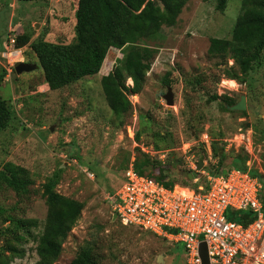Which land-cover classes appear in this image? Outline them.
<instances>
[{
    "label": "rangeland",
    "instance_id": "obj_1",
    "mask_svg": "<svg viewBox=\"0 0 264 264\" xmlns=\"http://www.w3.org/2000/svg\"><path fill=\"white\" fill-rule=\"evenodd\" d=\"M77 2L0 0V96L13 111L0 132V168L13 162L32 178L24 195L0 186V230L8 225L7 215L37 221L21 245L24 256L10 264L37 263L47 210L43 183L53 172L59 173L56 190L84 204L53 264H69L82 246L92 249L96 264H183L182 243L122 225L113 218L111 198L134 154L142 152L156 165L152 174L162 173L174 184L194 185L197 175L204 184L198 161L210 172L223 165L214 145L222 147L224 166L244 155L246 168L264 179V50L245 82L227 78L233 60L209 55L208 46L213 37L231 38L241 0H227L223 11L216 0H186L176 10L153 0L163 14L159 34L144 41L156 49L154 60L141 91L128 94L130 110L116 118L100 78L122 57L121 49L108 50L98 73L50 89L30 47L36 39L73 41ZM25 33L30 40L17 44L15 38ZM17 62L39 67L18 73ZM126 84L131 86V79ZM167 86L171 106L163 98ZM241 94L247 103L242 111L224 110L223 100L214 99L231 96L237 102ZM240 134L249 135V145Z\"/></svg>",
    "mask_w": 264,
    "mask_h": 264
},
{
    "label": "trees",
    "instance_id": "obj_2",
    "mask_svg": "<svg viewBox=\"0 0 264 264\" xmlns=\"http://www.w3.org/2000/svg\"><path fill=\"white\" fill-rule=\"evenodd\" d=\"M153 0H78L75 9V37L69 43H55L44 39H36L30 47L35 53L43 71L44 80L50 89H58L85 76L98 73L110 48L121 49L122 57L112 69L100 78V85L106 102L116 118L122 117L131 108L128 94L141 91L146 74L149 71L154 52L144 41L155 38L163 21V14L154 5ZM170 9L176 10L186 0H159ZM227 0H216L219 11L225 9ZM15 38V37H14ZM16 43L23 45L30 40L28 33L15 38ZM264 50V0H241L240 10L236 17L232 35L227 38H211L208 54L233 60V65L226 68V76L236 79L239 83L246 81V76L253 65L260 59ZM131 79V86L126 84ZM223 100L222 108L235 102L231 96H214ZM13 111L6 99L0 96V132L11 120ZM221 146L214 145L213 153L218 157V170L222 172L225 156ZM133 167L139 174H147L161 181L166 186L174 184L166 180L164 174L153 175L156 165L147 155L135 153ZM246 156L237 155L232 167L247 169ZM151 165L152 170L147 167ZM224 166V167H223ZM222 167V168H221ZM230 167V166H229ZM221 168V169H220ZM261 183L259 197L264 203L263 176L251 171ZM59 173L43 183L42 195L47 207L43 229L37 238L36 264H53L58 258L62 243L68 236L81 210L82 202L65 196L56 190ZM32 178L29 171L13 162H6L0 168V186L12 189L17 195L29 191ZM228 217L240 223L253 219L251 210H234L227 213ZM8 225L0 230V264H10L14 258L24 256L23 242L31 237V229L37 225L33 218L7 215L3 223ZM69 264H96V259L89 246L79 248Z\"/></svg>",
    "mask_w": 264,
    "mask_h": 264
},
{
    "label": "built area",
    "instance_id": "obj_3",
    "mask_svg": "<svg viewBox=\"0 0 264 264\" xmlns=\"http://www.w3.org/2000/svg\"><path fill=\"white\" fill-rule=\"evenodd\" d=\"M238 137L249 145V135ZM133 159L111 198L122 225L182 243L183 264H201V241L206 242L209 264H264L261 183L248 168L228 167L216 174L200 169L204 184L197 175L194 185L166 186L153 176L137 173ZM234 210H251L253 219L245 224L235 221L227 215Z\"/></svg>",
    "mask_w": 264,
    "mask_h": 264
},
{
    "label": "water",
    "instance_id": "obj_4",
    "mask_svg": "<svg viewBox=\"0 0 264 264\" xmlns=\"http://www.w3.org/2000/svg\"><path fill=\"white\" fill-rule=\"evenodd\" d=\"M39 67L37 64H33V63H25V62H17L15 69L16 71L19 72H23V71H30L33 70L35 68ZM163 98L166 101V104L168 106L173 105L174 103V97H173V92H172V88L170 86H167L166 88V93L163 95ZM247 107V103H246V96L244 94H241L239 97V100L234 103L233 105L228 106V108L230 110H245ZM203 166V161H198L197 164V168L201 169V167ZM147 169L149 171L152 170V166L149 165L147 167ZM189 177H192L191 174H189ZM113 218L115 219L116 216L115 214H113ZM199 255L201 257V264H209V257H208V251H207V245L205 241H201L199 243Z\"/></svg>",
    "mask_w": 264,
    "mask_h": 264
},
{
    "label": "bare ground",
    "instance_id": "obj_5",
    "mask_svg": "<svg viewBox=\"0 0 264 264\" xmlns=\"http://www.w3.org/2000/svg\"><path fill=\"white\" fill-rule=\"evenodd\" d=\"M234 82H235V81L228 80V81H227V82H225V83H232V84H235Z\"/></svg>",
    "mask_w": 264,
    "mask_h": 264
}]
</instances>
